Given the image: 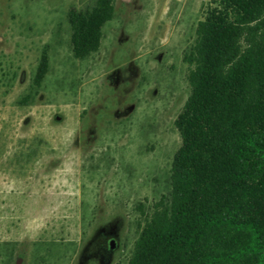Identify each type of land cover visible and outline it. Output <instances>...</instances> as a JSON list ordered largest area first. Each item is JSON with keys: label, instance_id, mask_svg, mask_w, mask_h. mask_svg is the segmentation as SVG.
Here are the masks:
<instances>
[{"label": "rangeland", "instance_id": "374dc122", "mask_svg": "<svg viewBox=\"0 0 264 264\" xmlns=\"http://www.w3.org/2000/svg\"><path fill=\"white\" fill-rule=\"evenodd\" d=\"M93 3L0 0V264H127L169 191L183 56L209 0H115L99 50L77 60L67 12Z\"/></svg>", "mask_w": 264, "mask_h": 264}, {"label": "trees", "instance_id": "16d2710c", "mask_svg": "<svg viewBox=\"0 0 264 264\" xmlns=\"http://www.w3.org/2000/svg\"><path fill=\"white\" fill-rule=\"evenodd\" d=\"M114 3L68 10L74 59L99 50ZM183 61L190 93L174 121L169 191L127 264H264V0H209ZM48 70L44 48L33 89Z\"/></svg>", "mask_w": 264, "mask_h": 264}, {"label": "water", "instance_id": "95a60500", "mask_svg": "<svg viewBox=\"0 0 264 264\" xmlns=\"http://www.w3.org/2000/svg\"><path fill=\"white\" fill-rule=\"evenodd\" d=\"M113 248H114V242L113 241H110V243H109V249H113ZM17 264H19V262Z\"/></svg>", "mask_w": 264, "mask_h": 264}, {"label": "flooded vegetation", "instance_id": "af4514ba", "mask_svg": "<svg viewBox=\"0 0 264 264\" xmlns=\"http://www.w3.org/2000/svg\"><path fill=\"white\" fill-rule=\"evenodd\" d=\"M110 241H113V240H110Z\"/></svg>", "mask_w": 264, "mask_h": 264}]
</instances>
